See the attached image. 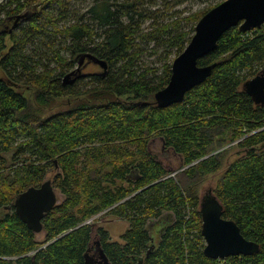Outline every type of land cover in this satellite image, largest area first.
Instances as JSON below:
<instances>
[{
    "label": "trees",
    "instance_id": "1",
    "mask_svg": "<svg viewBox=\"0 0 264 264\" xmlns=\"http://www.w3.org/2000/svg\"><path fill=\"white\" fill-rule=\"evenodd\" d=\"M40 1L0 0L2 17L28 14L0 31V264H86L90 221L99 214L128 223L120 241L96 231L108 264H264V106L242 89L264 68V24L225 31L197 62L216 63L210 76L183 101L158 107L154 93L167 85L172 60L222 0H201L193 11L184 5L198 0H45L38 10ZM83 53L106 69L85 58L82 77L64 84ZM22 88L34 90L33 102ZM57 99L66 106L47 111ZM156 136L185 169L170 175L150 153ZM227 139L243 154L212 190L223 216L260 249L212 259L203 253L198 186L220 169L222 155L212 151ZM55 169L51 182L64 199L42 219L39 242L13 201ZM163 217L168 223L147 255V224Z\"/></svg>",
    "mask_w": 264,
    "mask_h": 264
},
{
    "label": "water",
    "instance_id": "2",
    "mask_svg": "<svg viewBox=\"0 0 264 264\" xmlns=\"http://www.w3.org/2000/svg\"><path fill=\"white\" fill-rule=\"evenodd\" d=\"M27 15V13L17 15L10 31L17 26L18 22L26 19ZM262 24H264V0H222L207 10L197 21L194 33L186 47L172 60L171 75L167 85L154 93L157 106L166 107L183 101L187 91L210 76L216 63L200 66L197 62L216 48L218 39L225 31L238 26L240 31L246 32L259 28ZM85 58L88 62L92 61L106 69V63L92 54H80L76 58L77 68L64 76V84H71L82 77L81 65ZM242 89L251 97L255 105L264 106V68L244 81ZM160 139L164 144L163 138ZM212 189H206L199 197L204 255L212 259H224L230 256H248L257 253L260 249L259 244L247 240L241 234L236 222L223 216V204ZM56 205H58V197L51 180H44L37 187H28L17 194L13 201L16 214L35 234L43 231L42 219ZM163 218V221H158L152 227V232L157 229L158 238L155 241L151 237L147 255L153 250L160 233L168 223V220ZM99 254L100 259L95 263L86 254V264H108V258L101 248H99Z\"/></svg>",
    "mask_w": 264,
    "mask_h": 264
},
{
    "label": "rangeland",
    "instance_id": "3",
    "mask_svg": "<svg viewBox=\"0 0 264 264\" xmlns=\"http://www.w3.org/2000/svg\"><path fill=\"white\" fill-rule=\"evenodd\" d=\"M40 2H41V4H40L38 10L42 9V7H43L42 2L45 3V0H42ZM82 6L83 5H80V7H82ZM184 6H189V8H187V9H191L193 11V10L202 8L204 6V1H201V0H198L196 2L194 1L193 3H190L189 5L186 4ZM30 7L31 6L26 7L24 10L28 11L30 9ZM184 14L186 15L187 11ZM1 17L2 16H0V18ZM2 18H5V21H6L8 17L3 16ZM4 22L0 23V31L1 32L3 30H5L4 27L2 26L4 24ZM22 23L23 22H21L20 25ZM6 42H7L8 47H9L11 45V43L8 41V37H6ZM150 58L152 60L156 59V57H150ZM76 66L77 65H75V67ZM263 67H264V65H263ZM91 69H92L91 67L84 66L83 72L91 71ZM98 70L100 71L101 69L98 68ZM3 76H4L3 71L0 68V78ZM21 90L23 92V95L33 102L34 90L31 88H22ZM67 101H68L67 99H57L55 101V103L53 104L52 108L47 109V111H50V110L53 111V110H56L58 108H63L66 106ZM47 111H46V113H47ZM219 139H221V137H217V140H219ZM236 142H237L236 140L231 141V140L227 139L223 144H221V145L216 144L215 145L212 153H221V155H222L221 167L219 170L215 171L214 173L206 175L202 178V181L200 182V184L198 186V195L203 193L208 188H213L215 190L218 180L220 179L221 175L226 170V168L229 166V164L234 162L236 159H238L243 154L242 149L238 146V144ZM148 148H149L150 153L152 155H154L156 157V159L158 161H160L165 166V169L170 173V175H174L176 172L182 171L183 169H185L187 167V166L183 165V161H182L181 156L175 154L171 148H166L164 146L162 140L158 136L153 137L149 140ZM57 172L58 171L56 169L47 172L44 180H51L52 181L54 178V175ZM55 190H56V194L58 197V204H59L60 202L63 201L64 196L60 193V191L57 188H55ZM5 211L6 210L4 208H0V215L2 213H4ZM163 220H164V218H161L159 220L158 219L152 220V221L148 222V224H147V228L150 232V236L153 237L155 239V241L158 238V232H157V229H155L152 232V227L155 224H157L158 221H163ZM90 224H91V229H92L91 244H90L89 251L87 252V256L91 257V258H96V259H97V257H96V242H99V238L96 236V231L99 227H102L103 229L108 231L110 241H120L121 234H123L126 231V229L128 228V223L126 221H124L123 219H120L119 217L114 216V215H100V214L96 215L95 217L92 218V220L90 221ZM44 235H45L44 231L36 233L35 239L37 241L41 242L44 239Z\"/></svg>",
    "mask_w": 264,
    "mask_h": 264
},
{
    "label": "flooded vegetation",
    "instance_id": "4",
    "mask_svg": "<svg viewBox=\"0 0 264 264\" xmlns=\"http://www.w3.org/2000/svg\"><path fill=\"white\" fill-rule=\"evenodd\" d=\"M14 16H12V17H8L7 18V20H6V22L3 24V27H4V29L5 30H3L2 32H10V29L12 28V23L14 22L13 20H14V18H13ZM10 26V27H9ZM99 248H101V246L99 245V243L98 242H96V250H97V255H96V257H97V259L96 258H91V257H89V259L92 261V262H98L99 261V259H100V254H99ZM89 251V250H88Z\"/></svg>",
    "mask_w": 264,
    "mask_h": 264
}]
</instances>
